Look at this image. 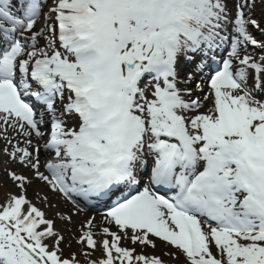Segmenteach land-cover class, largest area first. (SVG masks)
Wrapping results in <instances>:
<instances>
[{
    "label": "snow or ice",
    "instance_id": "snow-or-ice-1",
    "mask_svg": "<svg viewBox=\"0 0 264 264\" xmlns=\"http://www.w3.org/2000/svg\"><path fill=\"white\" fill-rule=\"evenodd\" d=\"M0 141V264H264V0H0Z\"/></svg>",
    "mask_w": 264,
    "mask_h": 264
},
{
    "label": "rangeland",
    "instance_id": "rangeland-1",
    "mask_svg": "<svg viewBox=\"0 0 264 264\" xmlns=\"http://www.w3.org/2000/svg\"><path fill=\"white\" fill-rule=\"evenodd\" d=\"M2 152H0V154H1ZM7 158V157H6ZM7 160V159H6ZM5 160V161H6ZM4 166V167H3ZM2 167L0 166V179H3L4 178V176H5V174L3 173V169L5 168V167H8V168H18V166L17 165H15V164H4ZM33 187H36V185H33ZM3 191H5V190H0V197H2V194H3ZM31 194H32V189H30L29 190V195L31 196ZM55 201V200H54ZM65 210V209H64ZM52 213L50 212L49 213V215H51ZM80 216H82L81 218H83L84 220L85 219H87L88 217H91V216H89V215H86V216H84V215H81L80 214ZM74 219L76 220L77 219V217H74ZM79 219V218H78ZM77 221V220H76ZM95 222L98 224V225H102V223H103V220H97V219H95ZM77 223H79V222H77ZM75 245L73 246V248L72 249H65V251H66V254H67V252H69V251H73V250H75ZM138 251H139V249H137ZM145 251H147V252H149V253H151V249H146ZM166 251V249L164 248V246L163 245H159L158 247H157V249H156V254L157 255H159V254H161V253H163V252H165ZM213 251H215V250H213ZM166 257L167 256H165V259H166ZM168 262H171V264H180V262L179 261H176V260H173V259H169V261H167V264H169Z\"/></svg>",
    "mask_w": 264,
    "mask_h": 264
},
{
    "label": "bare ground",
    "instance_id": "bare-ground-1",
    "mask_svg": "<svg viewBox=\"0 0 264 264\" xmlns=\"http://www.w3.org/2000/svg\"><path fill=\"white\" fill-rule=\"evenodd\" d=\"M3 142L2 141H0V149H2L3 148ZM7 158H6V156H4L3 155V153H1L0 154V166L2 167L4 164H5V160H6ZM41 159H42V161H43V159H45V157H44V155L42 154V156H41ZM4 167V166H3ZM54 200H56V198L54 197L53 198ZM61 207L63 208V209H65V210H68V209H70V205H66V204H61ZM104 211H106V209H104V208H100L99 209V211H96V212H86V213H81V215H84V216H86V215H89V216H94L95 217V219H97V220H102V213L104 212ZM82 216H79V217H77V222H80V221H83L84 219L83 218H81ZM79 218V219H78ZM213 250H215V249H213ZM166 261H169V258L168 257H166V259H165ZM169 264H171V262H168Z\"/></svg>",
    "mask_w": 264,
    "mask_h": 264
}]
</instances>
